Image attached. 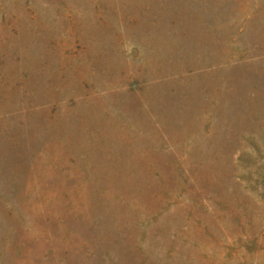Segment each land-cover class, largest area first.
<instances>
[{
	"label": "rangeland",
	"instance_id": "1",
	"mask_svg": "<svg viewBox=\"0 0 264 264\" xmlns=\"http://www.w3.org/2000/svg\"><path fill=\"white\" fill-rule=\"evenodd\" d=\"M0 264H264V0H0Z\"/></svg>",
	"mask_w": 264,
	"mask_h": 264
}]
</instances>
